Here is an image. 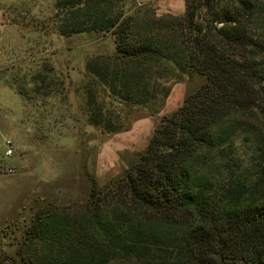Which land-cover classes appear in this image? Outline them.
I'll return each instance as SVG.
<instances>
[{"label":"trees","instance_id":"1","mask_svg":"<svg viewBox=\"0 0 264 264\" xmlns=\"http://www.w3.org/2000/svg\"><path fill=\"white\" fill-rule=\"evenodd\" d=\"M134 4L54 2L61 36L94 31L115 44L85 63L86 121L119 131L121 108L153 114L169 82H201L124 170L91 183L78 210L37 207L11 264H264V0H184L182 14L159 17ZM47 80L38 70L28 85L6 82L23 120L31 106L66 100Z\"/></svg>","mask_w":264,"mask_h":264},{"label":"rangeland","instance_id":"2","mask_svg":"<svg viewBox=\"0 0 264 264\" xmlns=\"http://www.w3.org/2000/svg\"><path fill=\"white\" fill-rule=\"evenodd\" d=\"M54 2L0 0V105L10 107L0 109V264H11L24 224L37 207L49 203L78 210L71 206L84 201L91 183L102 185L124 170L144 150L159 118L174 111L201 82L197 75L169 82L170 92L153 114L141 107L113 108L120 113L119 131L89 124L81 111L85 63L93 56L113 54L115 44L110 34L94 31L61 36L52 23ZM134 3L133 8H149L155 17L184 11V0ZM45 65L52 68L47 74ZM38 70L48 85L60 83L67 98L51 97L49 104L31 106L30 119L23 120L21 100L6 82L28 85ZM41 111L48 118L64 112L59 120L49 122L46 117L34 124L32 117ZM6 139L12 143L9 156L4 154ZM3 167L13 172H3Z\"/></svg>","mask_w":264,"mask_h":264},{"label":"built area","instance_id":"3","mask_svg":"<svg viewBox=\"0 0 264 264\" xmlns=\"http://www.w3.org/2000/svg\"><path fill=\"white\" fill-rule=\"evenodd\" d=\"M4 144H5V147H6V149H5V152H4V154L6 155V156H9V155H11L12 154V149H11V140H9V139H6L5 140V142H4ZM2 171L3 172H13V169L12 168H2Z\"/></svg>","mask_w":264,"mask_h":264},{"label":"crops","instance_id":"4","mask_svg":"<svg viewBox=\"0 0 264 264\" xmlns=\"http://www.w3.org/2000/svg\"><path fill=\"white\" fill-rule=\"evenodd\" d=\"M0 88H4L2 85H0ZM16 104L18 105V103L16 102ZM19 105H20V101H19ZM2 108V110H10V107L9 106H1L0 105V109ZM20 109H21V105H20ZM3 110V111H4ZM1 123V122H0ZM9 128V127H8ZM10 130V128H9ZM19 131V129L16 130V132H14L15 134L14 135H17L16 133ZM9 138V137H8ZM14 140H16V136L13 137ZM5 152V151H4Z\"/></svg>","mask_w":264,"mask_h":264}]
</instances>
